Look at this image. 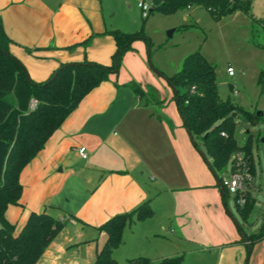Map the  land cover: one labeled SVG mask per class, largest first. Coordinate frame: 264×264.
I'll use <instances>...</instances> for the list:
<instances>
[{"label": "crops", "instance_id": "0c3cea01", "mask_svg": "<svg viewBox=\"0 0 264 264\" xmlns=\"http://www.w3.org/2000/svg\"><path fill=\"white\" fill-rule=\"evenodd\" d=\"M103 2L0 0V20L11 42L10 54L38 83L47 81L64 64L87 60L111 66L117 46L110 32L118 28L108 23ZM141 41L131 44V50L122 56L119 72L89 92L23 168L19 205L7 208V221L11 224L14 211L25 214L23 225L31 212L67 218L60 230L63 236L53 239L37 264H92L106 239L96 230L99 226L165 192L169 203L160 212L170 218L169 228H174L179 240L174 243L183 250L190 248L189 254L198 255L200 264L257 262L261 252L264 254V240L258 237L262 228L251 234L233 221L219 172L196 151L176 104H166V98L159 95L153 97L156 106L150 110L151 101L133 92L134 83L145 90L158 84L153 76L157 70L151 72L146 66ZM80 147L86 149L85 160L78 155ZM73 175L81 179L83 190L91 192L89 199L78 191L67 195L66 202L86 200L75 216L55 203L64 182ZM148 175L158 179L159 189L142 184ZM68 225L81 226L75 228L76 236L63 232ZM84 227L98 236L84 239ZM175 257H182L179 264L183 263V256ZM167 258L174 257L157 263Z\"/></svg>", "mask_w": 264, "mask_h": 264}, {"label": "trees", "instance_id": "16d2710c", "mask_svg": "<svg viewBox=\"0 0 264 264\" xmlns=\"http://www.w3.org/2000/svg\"><path fill=\"white\" fill-rule=\"evenodd\" d=\"M149 1L153 4L150 14L171 15L196 7L206 10L214 20L234 12L249 15L252 5V0ZM257 22L264 27V19ZM110 35L117 46L111 66L87 60L64 64L47 81L38 83L29 78L24 66L10 54L8 47L11 42L0 20V142L7 144L9 150L0 178V264H37L63 228L64 224L50 214L31 212L21 230L14 234L5 211L9 206L19 205L22 194L20 173L44 147L49 137L89 92L106 81L109 75L119 72L122 56L131 50L134 41L149 43L140 33L127 34L115 30ZM260 79L264 81V67ZM166 80L173 91V99L184 127L192 138L202 140L211 158L213 171H222L233 154L242 152L253 175L255 172L249 145L237 144L234 119L243 117L254 122L255 117L229 100L219 98L214 66L199 52L191 53L184 58L180 70ZM131 88L140 98L145 97L136 83ZM31 99L37 101L33 110L29 109ZM253 204L250 192L243 208L236 204L244 219ZM152 214L148 202H145L132 212L117 214L99 226L96 230L103 233L106 239L92 264H117L112 254L122 244L125 227L132 222L145 220ZM263 234L264 226L258 237L262 238ZM181 260L182 257L167 258L157 264H179ZM146 263L145 259L130 261V264Z\"/></svg>", "mask_w": 264, "mask_h": 264}, {"label": "rangeland", "instance_id": "374dc122", "mask_svg": "<svg viewBox=\"0 0 264 264\" xmlns=\"http://www.w3.org/2000/svg\"><path fill=\"white\" fill-rule=\"evenodd\" d=\"M139 1L104 0L103 3L108 23L113 25V29L118 28L128 34L140 33L149 41L146 45L141 41L146 48V66L151 72L157 70L153 76L158 83L157 86L149 85L146 90L142 87L145 92L144 100L151 101L150 110L156 106L153 104V97L159 95L166 98V104H175L172 99L173 91L166 78L180 70L186 56L199 52L214 66L219 98L229 100L255 117L254 122L243 117L234 119L235 140L239 146L248 143L253 159V188L248 191L254 204L244 219L236 206L235 195L224 193V198L233 221L244 231L258 233L264 226V81L260 79V72L264 67V27L257 21L264 19V0H252L249 15L234 12L219 20H214L206 10L196 7L191 11L181 10L171 15L153 13L143 19L137 7ZM170 31L173 33L169 38L167 33ZM229 67L234 71V77L228 76L226 70ZM193 142L196 143V151L211 165L202 140L194 137ZM231 163L232 156L226 161L223 170L217 173L219 179L230 175ZM79 180L81 181L73 175L65 181L59 192V200L55 202L66 207L65 211L73 216L80 211L86 200L80 199L78 204L66 202L67 195L77 191L82 198L89 199L91 195L90 190L81 188ZM142 184L149 188H157L159 185L158 179L153 175L143 179ZM55 189L54 185L52 190ZM168 203L169 198L165 192L159 198L154 196L149 202L153 217L146 222H135L125 227L123 244L113 252L117 264H130V261L136 259H145L146 264H156L165 257L175 256L184 257L181 264H200L198 255L189 254L190 248L183 250L174 243L179 240L173 234L174 228H169L170 218L160 212ZM55 205L58 208V204ZM24 215L23 212L14 211L11 224L15 233L22 227ZM77 227L80 229L81 226ZM77 227L68 225L63 232L74 237ZM82 234L86 240L98 236V232L88 227L82 229ZM57 235L63 236L60 231ZM263 258L264 254L261 252L257 262L253 264H261Z\"/></svg>", "mask_w": 264, "mask_h": 264}, {"label": "built area", "instance_id": "2783aa9c", "mask_svg": "<svg viewBox=\"0 0 264 264\" xmlns=\"http://www.w3.org/2000/svg\"><path fill=\"white\" fill-rule=\"evenodd\" d=\"M141 12V17L146 19L152 8L153 4L150 1L140 0L137 4ZM229 77L234 76V71L229 67L226 70ZM193 91V88L190 92ZM37 104L35 99H31L29 102V109L33 110ZM223 135V133H222ZM78 155L81 159L85 160L87 158V152L84 147H80L78 150ZM253 175L250 172V167L247 163V160L242 152H236L232 155V163H231V173L226 178L221 177L219 184L220 187L226 191V193L234 194L236 204L243 208L247 203V194L248 189L253 187L252 185ZM61 223L68 221L67 218H61L59 220ZM264 239V234L262 236Z\"/></svg>", "mask_w": 264, "mask_h": 264}, {"label": "water", "instance_id": "95a60500", "mask_svg": "<svg viewBox=\"0 0 264 264\" xmlns=\"http://www.w3.org/2000/svg\"><path fill=\"white\" fill-rule=\"evenodd\" d=\"M172 31L167 33V36L170 38L172 36ZM8 146L4 142H0V178L2 174V169L4 166V163L6 161V158L8 156Z\"/></svg>", "mask_w": 264, "mask_h": 264}]
</instances>
